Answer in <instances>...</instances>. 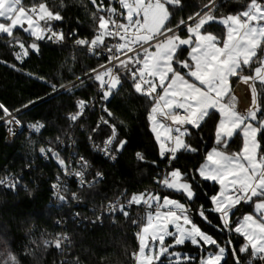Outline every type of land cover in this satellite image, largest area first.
I'll list each match as a JSON object with an SVG mask.
<instances>
[{"label":"trees","instance_id":"16d2710c","mask_svg":"<svg viewBox=\"0 0 264 264\" xmlns=\"http://www.w3.org/2000/svg\"><path fill=\"white\" fill-rule=\"evenodd\" d=\"M213 2L215 7L212 8V14L217 19L244 11L251 0ZM257 2L264 4V0ZM40 3L62 17L49 25L61 27L68 43L39 39L35 40L36 49L31 50L28 44L32 38L17 28L13 31V37L18 38L28 52L27 56L17 59L15 54L20 53L17 40L0 34V105L11 111L21 110L17 117L23 123L39 122L43 125L39 134L28 135L22 130L8 141L4 135V125L0 123V179L8 174H16L18 177L14 190L0 187V260L10 248L18 256L19 264H64L65 261L73 260H77L78 264H134L133 253L138 248L137 229L145 219L141 208L126 209L128 218L120 210L105 214L100 222H77L74 213L90 219L94 215V205L155 190L160 199L165 195L179 198L189 209L201 231L211 235L216 244L225 248L221 264H236L237 258L240 264H248L249 259L251 264H264V260L252 257L249 248L246 253H240L239 249L245 241L234 231L239 218L252 211V202L245 204L242 201L230 211L229 228H225L220 221V214L211 211L210 197L218 192L219 186L212 181L203 180L194 171L204 161L208 150L215 146V124L219 120V114L210 110L212 114L202 122L199 129L185 126L188 135L184 140L196 151L182 149L177 153L178 158L170 162L161 157L158 142L150 128L147 117L151 102L135 92L130 76L120 70L118 76L121 83L106 102L108 111L112 113L107 117L116 127L115 145L121 140L127 143L114 162L102 158L87 145V138L96 125L95 112L88 111L85 118L77 124H72L67 116L76 110L77 100L89 99L97 93L99 81L94 76H84L107 61L106 56H91L85 47L76 46L72 42L77 39L91 42L98 30L99 17L103 15L106 18L107 14L93 0H21V5L26 8L34 5L38 7ZM182 3L185 5L183 8L173 9L166 5L170 11L169 21L165 22L167 28H177V25H181V20L187 22L189 15L200 13L209 6V0H182ZM186 28L187 25L180 27L176 33L185 36ZM204 31L216 35L219 40L224 36V27L217 21L206 25ZM188 51V46H181L172 65L175 71L184 75L187 72L185 69L181 70L175 61L188 60ZM261 60H264V45L257 49L256 56L248 66H243L237 76L229 79L231 88L239 89L235 102L240 112L243 105H247L248 93L244 86L239 85L238 80L242 75L251 74ZM68 84L70 86L67 88L53 93L51 85L60 89ZM70 87L72 90L68 91ZM255 87L257 117L262 119L264 85L259 82ZM2 115L0 108V118ZM108 133L106 126H99L93 137L100 141ZM258 139L261 144L258 153L262 155L264 136H258ZM46 143L54 148L62 144L58 153L63 159L73 153L74 156H83L90 163V174L94 175L99 171L102 178L96 180L92 188L76 187L70 181L66 202L53 206L50 186L55 176L60 174V167L51 157L47 161L40 158L39 150ZM241 143V135L237 131L229 138L227 146L219 147L227 153H234L240 149ZM137 152L142 154V160L136 158ZM163 167L165 175L176 168L185 174L187 181L194 185V201H188L182 194L170 189L158 187L154 177ZM72 193H77L78 199L70 198ZM201 207L204 217L199 215ZM58 218H64L65 230L71 241L70 245L67 244L62 260L54 244L50 243L45 247L43 243L44 240L54 241L58 230L55 222ZM133 220L137 223L133 224ZM172 239L173 237H169V240ZM177 248L190 258L189 261L182 260V264H198L215 245L201 243L196 246L186 241ZM233 251L236 257L233 256ZM162 260L163 264H169L168 257L164 256ZM172 264L176 262L172 261Z\"/></svg>","mask_w":264,"mask_h":264},{"label":"snow or ice","instance_id":"6c2138e0","mask_svg":"<svg viewBox=\"0 0 264 264\" xmlns=\"http://www.w3.org/2000/svg\"><path fill=\"white\" fill-rule=\"evenodd\" d=\"M119 4L127 12V23H117L111 19V14L115 12V9L108 8L110 18L105 19L103 15L99 17L98 30L91 42L77 39L76 44L87 46L91 53L95 47L104 43L105 37H119L122 43L108 48L109 61L118 60L117 67L123 69L125 75L130 76L131 86L135 92L151 102L147 118L152 125V131L155 133L157 126L163 127L159 117L171 120L178 125L175 128L174 139L171 135L172 130L165 129L169 134L165 142L160 143L161 157L170 162L178 158L177 153L182 149L196 151L185 142L184 137L188 135V131L186 128L182 130L181 126L190 125L192 128L199 129L202 122L212 114L210 110H215L219 114L220 119L215 124V146L206 154L204 163H201L194 171L198 172L203 180L212 181L219 186V191L210 197L213 205L211 211L220 214V221L225 228H229L230 211L242 201L249 204L255 198L256 215L245 214L236 224L234 231L245 241L239 249L240 253H246L250 246L252 257L264 260V155L258 154V149L261 148L258 136H264V119H258V109L241 114L235 110L233 104L222 102L229 91V78L237 76L243 66H248L256 56L257 49L264 45V5L257 3V0H251L246 10L222 17L219 23L223 24L226 33L223 36L222 46H220L221 41L217 36L204 31L206 25L216 22L212 14V8L215 7L213 0H209L211 7L203 11V14L198 12L188 16L187 20L190 23L187 24V38H181L176 34L179 25L176 29H169L165 23L170 17L169 8L166 5H170L173 9L183 8L185 5L182 0H119ZM0 19L9 21L0 23V33L16 39L17 43L19 39L13 37V31L18 26L22 27L25 22L27 27L23 28V31L30 32L37 40L43 39L45 32H51L49 39L55 41L64 39L62 32L39 27L41 21L47 23L62 19L59 13L54 14L49 11L44 3H40L38 9L34 5L26 10L21 6V0H0ZM180 24H185V21L181 20ZM111 28L115 31L110 30ZM181 46H188L190 49L188 52L190 62L188 60L175 62L180 65L181 70L188 69L186 75L193 78V82L186 79L185 75H181V72L175 71L172 66ZM30 47L36 49V44L33 43ZM113 47L116 56L112 55ZM20 48L21 52L15 54L17 59L28 55L23 44H20ZM151 48H155V51H151ZM129 53L132 55H128ZM119 54H124L127 59L120 60ZM141 55L143 59L140 58ZM260 65L255 69V73L257 78L264 83V60L260 61ZM93 72L95 73V70ZM112 72V68L109 67L106 71L95 74V80L99 81L101 89L105 87L107 89L103 91L102 96L105 102L121 83V78L113 75ZM169 74H171V82L164 87ZM156 78L159 79V85L155 83ZM240 78L249 79L243 76ZM51 87L54 93L58 91L55 85ZM158 87L163 88V95H154ZM71 90L70 87L68 91ZM255 95V90H253L252 104L254 106L256 105ZM75 106L77 111L69 114L70 121H77L86 104L83 100H77ZM0 108H3V105H0ZM103 110L108 111L107 108ZM177 110H182L184 114L181 115ZM4 111L8 114L7 109ZM109 115L112 113L109 112ZM14 122L20 124L18 120ZM253 122L257 126H254ZM103 123L107 124V121ZM29 127L39 131L43 125L37 122ZM237 131L243 137V146L239 152L229 154L220 150L219 146H227L229 138L233 137ZM115 138L116 129L112 126V135L104 140V148L100 149L105 156L112 159H115V156L112 154L111 145ZM156 138L159 143L161 136L157 134ZM126 143L125 140H121L115 145L116 152H120ZM39 151L45 156L51 153L52 158L64 170L66 176L76 177L80 188L85 186L92 188L95 181L102 178V173L98 171L93 181H86L89 165L83 157L76 161L80 165L79 169L69 171V165L65 164L58 152L43 147ZM166 153L170 155L166 156ZM135 156L138 160L143 159L140 152L135 153ZM159 183L167 189L182 193L188 201L195 199L194 185L187 182L185 174H182L178 168L168 172ZM0 184H5L13 190L16 187L15 183H6V179H0ZM51 188L58 201L66 202V197L61 194V191L67 192L68 189L60 182L59 176ZM72 199H78L77 193H72ZM154 202L155 218L149 211L147 223L143 224L137 233L139 251L133 253L136 264H163L162 258L165 255L169 257V264H172L173 257L176 264H182L181 258L183 261H189V256L183 253L170 252L173 245H183L186 241H191L193 245H198L200 241H203L204 245H216L218 251L215 254L209 253L207 258H202L200 264H221L225 248L217 245L210 235L201 231L187 214L189 209L185 204L170 199L168 196L163 197V204H161L159 195L140 193L133 194L127 201V205L143 204L151 208ZM124 208L122 204L119 210L125 218H128L129 213ZM162 208L167 211L162 212ZM107 211L110 214L115 212V205L110 203ZM76 215L78 214H74ZM199 215L204 217L203 207L199 210ZM132 223L136 224L137 221L133 220ZM170 224L175 228V232L168 230ZM229 230L232 231V229ZM165 237H174L173 245L165 246ZM149 238L153 242L152 247H149ZM156 241H159L158 248L154 244ZM64 242L71 244L69 236L59 233L54 241H43L45 247L52 243L57 249H62ZM25 252L27 253V249ZM233 256L236 257L235 251H233ZM0 264H19V258L9 248L0 260ZM64 264H78V261H65ZM236 264H240L238 258ZM248 264H251V260Z\"/></svg>","mask_w":264,"mask_h":264},{"label":"built area","instance_id":"2783aa9c","mask_svg":"<svg viewBox=\"0 0 264 264\" xmlns=\"http://www.w3.org/2000/svg\"><path fill=\"white\" fill-rule=\"evenodd\" d=\"M94 2H95V5L98 8H100L101 10H103V12L104 11L106 12L107 17L105 19H109L110 18V14L107 12L106 9L107 8H113V9H115V12L111 14V19L115 20L117 23H127V20H126V16L127 15H126L125 9H123L120 6L119 0H94ZM41 25H42L43 29L50 28L53 31L62 32L63 33L62 28L59 27V26H51L49 24L43 25L42 23H41ZM110 30L115 31L114 28H111ZM50 35H51V32H45L43 39L45 41H50V42H53V43H68L67 40H66V38H65V35H64V39L63 40H60V41H55L54 39H49L48 37ZM118 43H122V41L119 40V37H115V36H113V37H105L104 43L101 46H99V47H95L93 49V51L90 53L89 50H88V48H87V46L77 45L76 44V40L74 42H72V44H74L76 46L85 47L86 50H87V53L89 55H91V56L96 55V56H106L107 57V61L105 63H103L102 65H100L97 68L93 69V70H95V73L93 72V70H91L84 77H89V76H94L95 77V74H98L100 72H104L109 67H111L112 70H113L112 74L118 76V71L123 70V69H120V68L117 67V65L119 63L118 60L109 61V53H108L109 46H112V45H115V44H118ZM145 46H147V45H145ZM137 50H139V49H137ZM112 55L113 56H116L117 55L116 52H115V48L114 47L112 49ZM128 55H132V53H129ZM119 59L120 60H125V59H127V57L124 54H119ZM105 79H107V77H105ZM68 86H70V84H68V85H66V86L58 89V91H60V90H62L64 88H67ZM104 90H107L106 87L104 89H101V85H100L99 88H98V90H97V93L94 96L90 97L89 99L83 100L85 102V104H86V107L84 108L82 114L77 118V121H71V123L72 124H75V123L77 124L80 120H82V119L85 118V116H86V114H87L88 111H94L95 112V115H96V125L93 128V130H95V131L92 130V133L88 136V138H87V145H88V147L94 153H97L98 155H100L102 158H105L106 160H109L111 162H114L117 159L118 153H119V152H116V149H115V140H116V138L114 139L113 144L111 145V147H112V154L115 156V159H112L110 157L105 156L104 152L103 151H100V149H103L104 148V143H103L104 140L107 139L109 136L112 135V126H115L108 119V117H107V115L109 114V111L106 112V111L103 110L104 108H107L106 102L102 100V96H103V91ZM154 95H157V93H155ZM4 109H7V108L4 107V106H3V108H1V110L3 112V115L0 118V123H3V125H4V132H5L4 135H5V139L6 140L11 141L22 130H25L28 135H30V134L36 135V134H39L41 132V129L42 128L39 131H36L35 129H32V128L29 127V125L36 124L37 122L36 123H23V122H21L18 119L17 115H18V113L21 110L11 111V110H8L7 109L8 114H5ZM107 110H108V108H107ZM76 111H77V108H76V110L74 112H72L70 114H74ZM177 111H179L181 115L184 114L182 110H177ZM68 116H69V114H68ZM68 116H67V118H68ZM13 118H14V120L20 121V124L19 125L16 124L14 122ZM103 121H107V124L103 123ZM99 126H106L108 128V130H109V133H108V135L104 139H102L100 141H97L93 137V133H95L97 131V128ZM9 129H11V131H9ZM115 129H116V127H115ZM170 130H172L171 131V135H172V137L174 139L176 133L172 129V126H171V129ZM116 136H117V131H116ZM89 137H91V139ZM61 147H62V144H60L57 148H54L49 143H46L43 146V148H45V149L51 148L53 151H56V152H58V150L61 149ZM165 155L166 156L167 155H170V153H166ZM262 155H264V154H262ZM39 156H40V158L43 161H47L50 157L52 158L51 153H47L46 156H45V155H42L40 153V151H39ZM81 157H83V156H74L73 154H69L68 156H66V158L64 159V161H65V164L66 165H69V169H68L69 171H73V170L79 169L80 165H78L76 163V161L78 159H80ZM162 158H164V157H162ZM84 160H86V159L84 158ZM166 160H168V159H166ZM88 165H89V168H88L87 175H86V181H93L94 178L96 177V173L97 172L94 175H91L90 174V163L89 162H88ZM164 171H165V168L163 167L161 169V171L158 172L156 174V176L154 177V181L158 184V187L159 188H165V187L161 186V184L159 183V181L160 180H163L165 178V176L167 175V174L166 175L164 174ZM58 176L60 178V182L62 184H64V185H66L67 186V189H68V184H69L70 181H72L73 183H75L76 187H79L78 186V183H77V180H76V177L75 176H66L64 170H62L61 168H60V174H58V175L55 176V179L53 180V182L51 183V185L54 182H56ZM1 179H6V183L7 182H12V183H15L16 184L18 182V177H17L16 174H8V175L4 176ZM0 187L8 188V187H6L5 184H0ZM50 188H51V186H50ZM150 193L153 194V195L156 194L155 193V190H153ZM61 194L65 195V197L67 198L66 192L61 191ZM51 196H52V204H53V206H55V207L59 206L61 204V202L58 201L57 197H55L53 195L52 188H51ZM131 196H124V197H120V198H115V199H112V200H109V201H106V202H101V203H99L97 205H94L92 207L93 212H94V215L90 219L83 218V217H81L79 215L74 216V218L77 220V222H82V221H85V220H87L89 222H100L101 219H102V217L105 214H109V211H107V208H108V205L110 203L115 205V207H116V211L115 212L119 211L120 205H122V204L125 206L124 210H126V209H128L130 207H139L142 210V213H143V217L144 218H145V214H146L147 211L152 210V209L155 208L154 203H153V206L151 208H149L147 205H143V204H141V205H131V206H128L127 205V201L131 198ZM69 197L72 198V195L70 194ZM112 213H114V212H112ZM74 214H77V213L75 212ZM187 214L193 220V218L191 217L189 211H188ZM97 217H101V219H97ZM193 222L196 224V222L194 220H193ZM55 224L58 227V230L56 232V235L58 233L59 234H67V232L65 230L66 226H65V220H64V218H58L56 220ZM142 224L143 223H141L139 225V227L137 229V233L139 232L140 226ZM56 235H55V238H56ZM67 244H68V242H64L63 245H62V249H57L56 248V251L61 255V260L63 259L64 254L66 253ZM250 260L251 259H249L248 261H250Z\"/></svg>","mask_w":264,"mask_h":264},{"label":"rangeland","instance_id":"374dc122","mask_svg":"<svg viewBox=\"0 0 264 264\" xmlns=\"http://www.w3.org/2000/svg\"><path fill=\"white\" fill-rule=\"evenodd\" d=\"M216 1V0H215ZM257 3H259V2H257ZM262 5H264V4H262ZM22 6V5H21ZM23 7V6H22ZM208 7H211V5H209V6H207L204 10H202L200 13L201 14H203V11H206L207 9H208ZM26 10L27 9H29V8H26V7H24ZM37 9H38V7H37ZM246 10V9H245ZM125 12H126V10H125ZM126 15H127V12H126ZM227 16V15H226ZM226 16H223V17H226ZM222 17H220V18H217V21L219 22V20L221 19ZM34 19H35V17H34ZM9 21H6V20H3V19H0V23H8ZM223 25V24H222ZM27 27V23L25 22L24 24H23V26L22 27H17V28H20V29H22L23 30V28H26ZM39 27L41 28V29H43V27H42V25H41V22H39ZM17 28H15V29H17ZM14 29V30H15ZM186 32H187V28H186ZM25 33V32H24ZM225 33H226V29H225ZM0 34H2V33H0ZM26 35H28V36H30L31 38H32V41H30L29 42V44H28V48L29 49H31V50H35V49H32L31 47H30V45L31 44H33V43H35L36 44V42H35V40H37L35 37H33L32 35H31V33L30 32H28V33H25ZM177 34V33H176ZM5 35H7V34H5ZM177 35H179V34H177ZM181 38H187V36H188V33H187V35H185V36H182V35H179ZM18 45H19V47H20V44H23L21 41H19V43H17ZM221 46H222V44H220ZM24 49L27 51V49L25 48V46H24ZM151 51H155V48H151L150 49ZM20 52H21V48H20ZM141 59H143V55H141V57H140ZM261 65H259V66H257V67H260ZM256 67V68H257ZM255 68V69H256ZM255 69L253 70V72L251 73V74H249V75H244L243 77H249V79L248 80H243V79H241L240 81L242 82V83H244L247 87H248V95H247V100H248V102H247V105L245 104V105H243V107L241 108L242 110H244V111H242V112H240L239 111V109L237 108V106L235 107V110L236 111H238L239 113H241V114H246L249 110H253V109H258V101H257V91H256V87H255V85L257 84V83H262L258 78H257V76H256V73H255ZM171 82V78H170V76L168 75V77H167V79H166V82H165V85H164V87H167V85H168V83H170ZM155 83L157 84V85H159V79L158 78H156L155 79ZM263 85H264V83H262ZM158 90H159V95H163L164 93H163V88L162 87H158L157 88ZM253 90H255V93H256V95H255V99H256V105L254 106L253 104H252V100H253ZM230 101V102H229ZM227 103H231V104H233L234 106H235V104H234V102H235V98L234 99H231L230 98V100H229ZM223 102V101H222ZM224 103H226V102H224ZM236 103V102H235ZM219 119H220V117H219ZM262 119H264V116H263V118ZM219 121V120H218ZM172 122V121H171ZM150 123V122H149ZM253 124H254V126H257V125H255V122H253ZM163 125V127H159V126H157V131L154 133L153 131V133H154V136H155V138L157 137V134H159L160 136H161V141L158 143V145H159V149H160V143H164V141H165V138L168 136V132H166L165 131V129H169V123L168 122H166V123H164V124H162ZM172 127H173V130H174V132H175V128L176 127H178V125H176V124H174L173 122H172ZM182 127V130L185 128V125L184 126H181ZM150 128H151V130H152V125H151V123H150ZM241 137H242V135H241ZM156 140H157V138H156ZM241 140H242V146H243V137L241 138ZM214 146H212L208 151H210L212 148H213ZM220 150H222L221 148H220ZM208 153V152H207ZM202 163H204V161L202 162ZM199 168V167H198ZM188 182V181H187ZM172 191H174V190H172ZM218 191H219V189H218ZM175 192V191H174ZM137 194H140V193H137ZM180 194H182V193H180ZM155 195H157V194H155ZM183 195V194H182ZM166 196V195H165ZM184 196V195H183ZM160 197V196H159ZM164 197V196H163ZM163 197L160 199V203L161 204H163ZM170 199H173V200H177V201H179L180 203H183V202H181V200L179 199V198H176V197H170V196H168ZM185 197V196H184ZM252 202V211L251 212H247V213H245V214H252V215H256V213H255V211H254V204L256 203V200H255V198L251 201ZM154 204H155V202H154ZM184 204V203H183ZM212 207H213V205H212ZM149 211H151L152 213H153V216H154V218H155V212H156V207L154 208V209H152V210H149ZM149 211H147L146 212V214H145V219H144V222H143V224H145V223H147V215H148V212ZM161 211L162 212H164V211H167V209H161ZM244 214V215H245ZM243 215V216H244ZM243 216L241 217V218H239V220H238V222L237 223H239V221L240 220H242V218H243ZM236 223V224H237ZM143 224L140 226V227H142L143 226ZM236 224H235V227H236ZM234 227V228H235ZM168 230L169 231H172V232H175V228L174 227H172V228H170L169 227V225H168ZM207 234V233H206ZM209 235V234H208ZM211 236V235H210ZM212 237V236H211ZM213 238V237H212ZM244 239V238H243ZM173 240H174V237H173V239L172 240H169V237H165V246H167V245H173ZM191 242V241H190ZM201 243H203V241H200L199 242V244L198 245H196V246H199V245H201ZM137 244H138V248H137V251L136 252H138L139 251V241H138V239H137ZM154 244H155V247L156 248H158L159 247V241H156V242H154ZM192 244V243H191ZM193 245V244H192ZM217 245H219L220 247H223L222 245H220V244H217ZM153 246V242H151L150 241V238H149V247H152ZM177 246H179V245H173V247H171L170 248V252H179V253H181L179 250H178V248H177ZM224 248V247H223ZM249 250L251 251V249L249 248ZM218 251V249H217V247H216V245H215V248H213V250H210V251H208L207 253H206V255L204 256V257H202V258H207L208 257V254L209 253H213V254H215L216 252ZM166 257H168L167 255H165ZM169 258V257H168ZM201 258V259H202ZM201 259H200V261H201ZM183 260V258H181V261ZM172 261L173 262H176L175 261V258L173 257L172 258ZM200 261H199V263L198 264H200ZM134 264H136V260L134 261Z\"/></svg>","mask_w":264,"mask_h":264},{"label":"crops","instance_id":"0c3cea01","mask_svg":"<svg viewBox=\"0 0 264 264\" xmlns=\"http://www.w3.org/2000/svg\"><path fill=\"white\" fill-rule=\"evenodd\" d=\"M216 21H217V19H216ZM218 22V21H217ZM219 23V22H218ZM219 24H221V23H219ZM187 25V24H186ZM222 25V24H221ZM185 26V25H184ZM223 26V25H222ZM224 27V26H223ZM205 33H209V32H205ZM212 34V33H211ZM214 35V34H213ZM224 35H225V28H224ZM216 36V35H215ZM222 40H223V38L220 40L221 41V44H222ZM221 46V45H220ZM189 51H190V49H189ZM188 51V52H189ZM187 57H188V54H187ZM188 61L190 62V58L188 57ZM185 71L186 72H188V69H185ZM181 75H184V74H182L181 73ZM169 76H170V78H171V74H169ZM242 76H244V75H242ZM185 78L186 79H188L190 82H193V78H191V77H187L186 75H185ZM230 79V78H229ZM241 78H239V80H238V83H239V85L240 86H244L245 88H246V90H247V92H248V87L244 84V83H242L241 81ZM198 83V82H197ZM158 90V89H157ZM238 91H239V89L236 87V88H231V85H230V80H229V91H228V93H226V96H225V99H227V101H225V100H223V103L224 102H228L229 100H230V98L231 99H236L237 98V96L239 95L238 94ZM159 93L160 92H158L157 93V95H159ZM230 102V101H229ZM234 104H235V107H236V103L234 102ZM258 107V106H257ZM242 111H244V110H242ZM159 119V121H160V123L161 124H164V123H166V122H168L170 125H169V129H171V126H172V122H171V120H165V119H163L162 117H159L158 118ZM185 126H187V125H185ZM161 128V127H160ZM172 129H173V127H172ZM241 135V134H240ZM242 138V137H241ZM242 147V143H241V146H240V148ZM237 152H239V150L237 151ZM229 154H231V153H229ZM259 154V153H258ZM249 248H250V246H249ZM251 249V248H250Z\"/></svg>","mask_w":264,"mask_h":264},{"label":"water","instance_id":"95a60500","mask_svg":"<svg viewBox=\"0 0 264 264\" xmlns=\"http://www.w3.org/2000/svg\"><path fill=\"white\" fill-rule=\"evenodd\" d=\"M201 13H202V12H201ZM53 21H54V20H53ZM53 21H49V22H47V23L41 21V23H42L43 25H47V24H51ZM188 23H190V22L187 21V22H185V24H181V26H179V28H180V27H183L184 25H186V24H188ZM28 106H30V105H28ZM28 106H27V107H28ZM169 227L172 228L173 225L170 224Z\"/></svg>","mask_w":264,"mask_h":264}]
</instances>
